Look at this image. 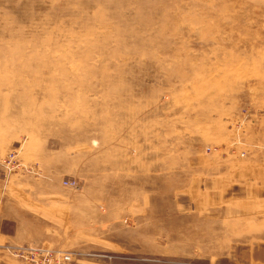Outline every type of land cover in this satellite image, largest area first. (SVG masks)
<instances>
[{
  "label": "rangeland",
  "instance_id": "1",
  "mask_svg": "<svg viewBox=\"0 0 264 264\" xmlns=\"http://www.w3.org/2000/svg\"><path fill=\"white\" fill-rule=\"evenodd\" d=\"M40 177L0 264H264V0H0L5 215Z\"/></svg>",
  "mask_w": 264,
  "mask_h": 264
},
{
  "label": "built area",
  "instance_id": "2",
  "mask_svg": "<svg viewBox=\"0 0 264 264\" xmlns=\"http://www.w3.org/2000/svg\"><path fill=\"white\" fill-rule=\"evenodd\" d=\"M15 157V152H10L5 161L13 162ZM63 184L74 189L79 187V183L74 179L64 180ZM11 255L26 264H69L71 261L69 252L57 250L44 244L13 247Z\"/></svg>",
  "mask_w": 264,
  "mask_h": 264
},
{
  "label": "crops",
  "instance_id": "3",
  "mask_svg": "<svg viewBox=\"0 0 264 264\" xmlns=\"http://www.w3.org/2000/svg\"><path fill=\"white\" fill-rule=\"evenodd\" d=\"M42 177H40L39 182V213L36 216H34L32 213H30L29 210H26L24 208H19L16 204V201H14L15 208L14 213L11 215L10 211L7 212V214H4L3 209H0V227L3 228L4 224L7 220H12V225L17 228L18 235L20 236H26L27 233H30L29 228L31 226L38 227L36 230L39 235V239L42 241L44 238V235L46 234V231H44V228L46 227V216L42 215V192H45L46 186H42ZM20 229V230H19ZM24 239L25 237L21 238L20 240Z\"/></svg>",
  "mask_w": 264,
  "mask_h": 264
}]
</instances>
